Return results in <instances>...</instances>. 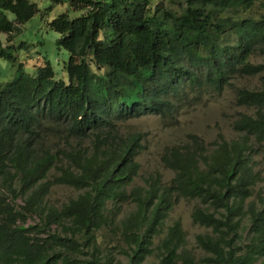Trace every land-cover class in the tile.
Segmentation results:
<instances>
[{"label": "trees", "instance_id": "16d2710c", "mask_svg": "<svg viewBox=\"0 0 264 264\" xmlns=\"http://www.w3.org/2000/svg\"><path fill=\"white\" fill-rule=\"evenodd\" d=\"M70 7L85 13L50 23L69 52L68 83L49 62L27 74L12 45L0 46L19 72L6 86L0 80V264H119L115 252L143 264L182 199L201 203L193 221L216 235L197 238L207 264L264 258V177L255 159H264V62L252 61L264 48V0H71ZM37 12L30 0H0V33L12 42ZM254 76L260 88L237 84ZM186 84L234 86L236 104L252 113L232 123L236 138L209 148L194 136L166 149L162 162L175 173L167 184L130 188L143 138L122 135L118 122L169 118L171 97ZM56 185L81 193L52 206L45 201ZM129 201L135 208L119 217ZM184 242L176 222L155 264H200Z\"/></svg>", "mask_w": 264, "mask_h": 264}, {"label": "rangeland", "instance_id": "374dc122", "mask_svg": "<svg viewBox=\"0 0 264 264\" xmlns=\"http://www.w3.org/2000/svg\"><path fill=\"white\" fill-rule=\"evenodd\" d=\"M38 7V12L27 23L21 26L20 32L14 37L12 42H8L7 35L0 33V46L12 45V53L17 58V62L23 63L24 71L32 76L36 75V70L49 62L55 72L57 80L68 83V73L66 66L69 61V52L59 48L56 41L61 37L53 31L50 23L62 14H68L75 18L85 11H74L70 7L71 0L63 3H53L51 0H30ZM13 19V15L9 14ZM254 63L264 62V48L260 49L252 58ZM1 83L7 85L19 76L18 64L13 65L11 60L0 57ZM239 86L257 89L262 86L259 76L246 77L237 81ZM234 86H226L222 92L211 91L209 89H197L190 84H186L179 89L176 95L171 97L175 103V113L169 118H163L157 114H148L127 121H119L118 130L122 135L141 134L144 148L136 156L140 165L137 177L130 187H147L155 179H161L167 184L175 173L166 168L162 162V155L166 149L174 146H184L192 141L195 136L212 148L215 141L220 137L233 139L238 137L232 129V123L240 117L241 113H252L251 110L236 104ZM55 139L50 138L48 142ZM93 141V140H92ZM85 146L90 147L92 142L86 140ZM256 169L262 172L264 177V159L256 156ZM81 191L72 187L56 185L51 193L46 197V203L52 206H61L71 198L79 195ZM198 200L182 199L169 213L163 225V232L155 237V253L148 257L143 264H155L159 260L161 253L160 246L165 237L166 230L176 222H180L185 233L183 250L189 252L200 264H207L205 258L207 254L197 243L199 236H216L210 228L195 224L192 218L194 209L201 207ZM135 208V203L129 201L120 204L118 210L119 217H123ZM247 219L243 224H247ZM116 258L119 264H127L125 257L118 252ZM182 263V261L180 262ZM261 258L255 264H263Z\"/></svg>", "mask_w": 264, "mask_h": 264}]
</instances>
